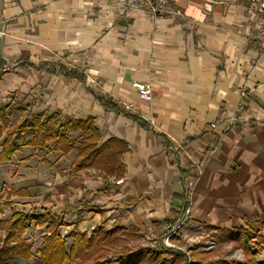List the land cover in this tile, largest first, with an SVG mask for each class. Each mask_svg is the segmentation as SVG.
Returning <instances> with one entry per match:
<instances>
[{
	"label": "crops",
	"instance_id": "crops-1",
	"mask_svg": "<svg viewBox=\"0 0 264 264\" xmlns=\"http://www.w3.org/2000/svg\"><path fill=\"white\" fill-rule=\"evenodd\" d=\"M171 1L182 15L158 17L133 0H0L7 117L14 100L21 122L49 117L54 130V116L91 120L99 144L122 149L114 172L76 167L81 128H66V153L32 143L27 128L5 162L46 168L15 181L22 203L80 232H154L187 207L194 231L264 225V50L250 41L260 22L247 1Z\"/></svg>",
	"mask_w": 264,
	"mask_h": 264
},
{
	"label": "trees",
	"instance_id": "trees-1",
	"mask_svg": "<svg viewBox=\"0 0 264 264\" xmlns=\"http://www.w3.org/2000/svg\"><path fill=\"white\" fill-rule=\"evenodd\" d=\"M136 118L140 120L141 117L136 116ZM50 119L49 117L36 118L30 124L27 121L11 123L4 108L0 107V139H3L0 142V146H2L0 159H9L19 148L20 144L17 142V137L20 133L24 134L27 128L34 132L31 139L32 143H37L41 139L50 142L55 141V149L61 150L63 153L74 147L73 141L68 139L66 135V128H81L84 137L77 147L76 167L97 165L108 172H114L119 168L117 156L122 152V149L112 154L109 151V142L99 144V132L91 120L62 123L57 116H54L55 129L52 130L49 125ZM87 132H90L89 136H85ZM180 218L181 215L179 218L169 221V223H175ZM32 222L40 226H46L49 231L44 236L43 246L37 250L43 264H64L66 261L74 264L77 258L80 259V262L92 258L94 259L92 264H103L104 262L109 264H141L144 259H148L149 264L152 261H158V264H164L165 262L163 259H158L159 252L151 255V251L144 250L145 247L140 251L141 253L117 248L112 259H105L107 252L121 243L125 235L139 236L140 232L136 228L132 227L129 230L119 227L106 229L99 226L93 229L91 234L72 231L70 235L73 241L70 248L67 249L65 237L58 232V227L63 224V220L59 216L48 211L35 214L15 211L9 219H0V230L5 232L3 242L0 245V264H10L11 261L18 258L29 260L34 255L32 245L23 239V235L31 227ZM263 226L261 222L252 221L247 223L246 228L221 231L223 240L233 241L236 246L243 249L244 261L225 258L209 261L192 259L188 264H264V259H257V255L264 250ZM176 252L183 259L184 257L189 258L182 250L176 249ZM135 254H140L137 259H134Z\"/></svg>",
	"mask_w": 264,
	"mask_h": 264
},
{
	"label": "rangeland",
	"instance_id": "rangeland-1",
	"mask_svg": "<svg viewBox=\"0 0 264 264\" xmlns=\"http://www.w3.org/2000/svg\"><path fill=\"white\" fill-rule=\"evenodd\" d=\"M15 65V62H7L5 64V70L13 71ZM13 101L14 100L9 103L10 120L13 123H19L23 121V118L25 117L18 112ZM29 138L30 135H27L23 138V141L25 142ZM17 139L18 142L22 141L20 138ZM1 141H3L2 138L0 139V142ZM1 148L2 146H0V150ZM6 160L0 159V219H9L15 211H22L26 214L44 213L47 211L51 212L49 210L40 211L39 207L33 208L30 205H25L21 202V199L15 197L16 192L14 191V185L16 184L15 181H17L19 177H29V175H31L30 171H33L38 167L42 169L46 168V165L41 164L35 167L32 164L29 166H18V160L15 158L8 162H5ZM61 166L66 168V161H63ZM15 169H17V172L21 171L22 174H17ZM19 183L20 182H18V184ZM57 216L63 220V224L58 227V232L65 237L68 249L73 241L70 233L77 230H71V228L67 227L66 221L62 215ZM189 217L190 216L188 215L186 219H184L183 224L176 229L177 231L168 229L169 221L167 220L163 223V227L160 230L154 232H141L139 236L134 237L131 235H125L124 240L121 241V243L117 244L116 247L111 248L107 254L105 253V259H112L114 254H116L115 249L117 248L119 250L122 249L141 253L140 251L145 247L144 250L151 251V255H154L155 252H159L160 256L158 259H163L165 261L164 264H188L192 259H201L204 261L218 258L237 259L239 261L245 260L243 249L236 246L233 241L223 240L222 232L217 230L194 231L188 228L187 223ZM91 232L92 230L86 231L87 234H91ZM48 233L49 231L46 226H40L35 222H32L31 227L23 235V239L32 245L34 255L29 260L18 258L17 260L11 261L10 264H43L37 250L43 246L44 236ZM262 233L264 235V229L262 230ZM4 235V230H0V245L3 242L2 239ZM176 249L184 251L189 258L186 259V257H184L183 259L181 255L177 254ZM138 255L135 254L134 259H137ZM146 256L149 257L148 255ZM257 259H264V250L257 255ZM93 262L94 259L92 258L86 259L82 262L77 258L74 264H92ZM141 262V264H149L148 259H144ZM157 262L152 261L151 264H158ZM64 264L70 263L66 261ZM103 264L109 263L104 262Z\"/></svg>",
	"mask_w": 264,
	"mask_h": 264
},
{
	"label": "built area",
	"instance_id": "built-area-1",
	"mask_svg": "<svg viewBox=\"0 0 264 264\" xmlns=\"http://www.w3.org/2000/svg\"><path fill=\"white\" fill-rule=\"evenodd\" d=\"M135 4L143 6L146 11H149L152 15L155 16H165L170 13H175L178 15H182L183 12L179 8L172 7L171 0H133ZM238 1H247L249 2L253 9L254 15L257 17L258 21L260 22V26L258 30L253 33L250 37V41L259 47L260 49L264 50V0H238ZM133 86L138 90L139 95L145 100H152V91L150 85L146 84L142 81H134ZM214 126V124L212 125ZM123 178L116 180V183H121ZM190 214V209L187 207L185 209L183 217L175 223L168 225V229L176 230L182 224L184 219ZM177 231V230H176Z\"/></svg>",
	"mask_w": 264,
	"mask_h": 264
}]
</instances>
